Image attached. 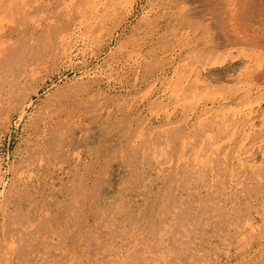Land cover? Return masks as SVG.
Listing matches in <instances>:
<instances>
[{"label":"rangeland","instance_id":"1","mask_svg":"<svg viewBox=\"0 0 264 264\" xmlns=\"http://www.w3.org/2000/svg\"><path fill=\"white\" fill-rule=\"evenodd\" d=\"M0 264H264V0H0Z\"/></svg>","mask_w":264,"mask_h":264}]
</instances>
